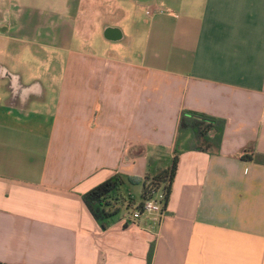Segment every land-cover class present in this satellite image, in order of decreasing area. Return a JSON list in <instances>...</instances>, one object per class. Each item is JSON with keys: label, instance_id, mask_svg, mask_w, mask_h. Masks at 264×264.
I'll list each match as a JSON object with an SVG mask.
<instances>
[{"label": "crops", "instance_id": "1", "mask_svg": "<svg viewBox=\"0 0 264 264\" xmlns=\"http://www.w3.org/2000/svg\"><path fill=\"white\" fill-rule=\"evenodd\" d=\"M102 1L0 0V264H264V0H142L126 26ZM81 20L114 47L73 50ZM18 44L66 55L55 105L6 68ZM183 113L223 121L219 153L179 156L164 217L102 232L81 196L170 156Z\"/></svg>", "mask_w": 264, "mask_h": 264}, {"label": "trees", "instance_id": "2", "mask_svg": "<svg viewBox=\"0 0 264 264\" xmlns=\"http://www.w3.org/2000/svg\"><path fill=\"white\" fill-rule=\"evenodd\" d=\"M223 130L222 120L194 113H183L178 122L170 156L150 157L142 178L115 173L81 196L85 208L99 229L102 232L108 230L116 219L122 217L132 222L131 214L136 210L141 211L144 202L154 198L156 194L162 196L160 203L165 210L171 195L179 156L188 151L218 154L223 140ZM242 159L250 160V157L244 153ZM253 161L264 165V155L254 154ZM129 185H140L139 203H135L132 198ZM152 253L153 246L150 245L146 264H151Z\"/></svg>", "mask_w": 264, "mask_h": 264}, {"label": "rangeland", "instance_id": "3", "mask_svg": "<svg viewBox=\"0 0 264 264\" xmlns=\"http://www.w3.org/2000/svg\"><path fill=\"white\" fill-rule=\"evenodd\" d=\"M90 1L93 2V0ZM122 1H124V7L126 5V9L128 8L126 11L127 20L125 22H117L114 20V23H121V25L124 23L126 26V24H131L134 18L138 19V17L142 16L144 20L146 19V15L144 14L146 2L137 0L139 6L136 10L132 0ZM100 5H105L106 10L110 9L112 11V8L116 6V0H103L100 2ZM73 16L76 17L78 15L74 13ZM90 24L86 20H83V22L81 20L82 28L79 29L75 43L71 48L75 51H83L91 54H98L101 50L113 48V45L104 41L100 26L96 23L94 25L96 29L93 32L89 30ZM1 57L3 59L8 58L9 61H5L6 68L13 74H20L22 82L25 85L39 83L46 90V105H55L57 103L59 90L62 87L66 72V55H61L59 52H55L50 48L25 47L22 44H18L12 47L9 52H1ZM129 187L135 203H139L141 200L140 185H129ZM157 195L154 196V199H157Z\"/></svg>", "mask_w": 264, "mask_h": 264}, {"label": "built area", "instance_id": "4", "mask_svg": "<svg viewBox=\"0 0 264 264\" xmlns=\"http://www.w3.org/2000/svg\"><path fill=\"white\" fill-rule=\"evenodd\" d=\"M162 200V196L160 194L157 195V199L151 198L144 202L142 205L141 211H134L130 220H137L142 215H158L160 218L164 217V212L160 201Z\"/></svg>", "mask_w": 264, "mask_h": 264}, {"label": "flooded vegetation", "instance_id": "5", "mask_svg": "<svg viewBox=\"0 0 264 264\" xmlns=\"http://www.w3.org/2000/svg\"><path fill=\"white\" fill-rule=\"evenodd\" d=\"M9 87H10L12 94H15L19 97H22L26 90V89L19 88L13 78L10 80Z\"/></svg>", "mask_w": 264, "mask_h": 264}, {"label": "water", "instance_id": "6", "mask_svg": "<svg viewBox=\"0 0 264 264\" xmlns=\"http://www.w3.org/2000/svg\"><path fill=\"white\" fill-rule=\"evenodd\" d=\"M0 71H1V68H0ZM10 78L12 79V77H11V76H10ZM10 78H9V79H10Z\"/></svg>", "mask_w": 264, "mask_h": 264}]
</instances>
